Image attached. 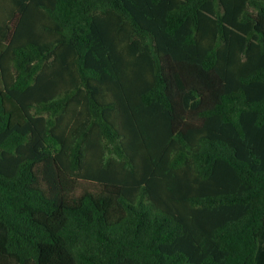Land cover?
Instances as JSON below:
<instances>
[{
	"label": "trees",
	"instance_id": "obj_1",
	"mask_svg": "<svg viewBox=\"0 0 264 264\" xmlns=\"http://www.w3.org/2000/svg\"><path fill=\"white\" fill-rule=\"evenodd\" d=\"M0 264H264V0H0Z\"/></svg>",
	"mask_w": 264,
	"mask_h": 264
}]
</instances>
